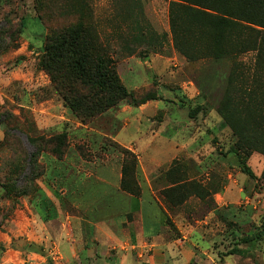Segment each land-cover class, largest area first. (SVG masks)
<instances>
[{
	"label": "rangeland",
	"instance_id": "1",
	"mask_svg": "<svg viewBox=\"0 0 264 264\" xmlns=\"http://www.w3.org/2000/svg\"><path fill=\"white\" fill-rule=\"evenodd\" d=\"M171 1L0 0V46L4 49L0 52V264H45L48 258L56 264L116 263L118 246L102 248L99 241L92 251L97 243L96 236H91L92 222L108 219L112 209L104 207L108 198L93 194L97 180L89 176L98 166H123L122 152L128 150L137 163L126 182L141 186V166L139 154L103 134L107 130L100 118L114 108L146 105L151 107L145 115L155 121V127L173 122L174 117L191 123L190 144L174 146L183 147L174 160L148 166L157 170L153 187L159 190L156 198L170 230L178 231L173 225L176 217L183 227L207 220L202 226L208 239L197 242L213 255L200 256L202 264H262L264 240L256 244L239 240L264 222V122L256 126L252 113V138L245 144L257 146L258 151L240 143L221 114L231 72H245L250 80L256 53L232 51L216 59L198 39L181 37L177 45L170 26ZM36 4L55 30L85 22L101 52L114 62L129 93L125 100L87 124L65 106L40 65L48 30L37 17ZM240 91L231 90V105H239L244 117L247 98ZM22 132L39 143L41 138L51 142L62 134L67 140L62 160L52 154L55 145H41L33 159L38 177L33 182L26 179L33 176L28 164L36 150ZM242 160L255 178L242 172ZM40 192L47 196L45 210L55 213L57 220H42ZM67 215L85 219L76 222L72 231L77 248L74 259L58 252V235L71 236L70 229L62 226ZM25 243L42 246L45 256L16 249ZM233 248L247 254L229 255Z\"/></svg>",
	"mask_w": 264,
	"mask_h": 264
},
{
	"label": "trees",
	"instance_id": "2",
	"mask_svg": "<svg viewBox=\"0 0 264 264\" xmlns=\"http://www.w3.org/2000/svg\"><path fill=\"white\" fill-rule=\"evenodd\" d=\"M35 7L38 11L37 17L48 30L40 65L49 75L65 106L82 124H87L116 107L129 96L118 76L114 62L101 52L102 48L94 41L92 32L85 22L79 20L75 25L55 30L44 12L38 8V4ZM170 26L177 45L181 37L182 40L190 41L198 39L206 44L207 51L216 59H223L232 51H234L232 54L236 55L247 52L256 53L250 80L245 72L241 71L238 74L231 72L226 91L227 97L224 98L222 111H220L225 123L232 129L234 135L238 136V141L258 150L257 146L252 147L253 144L249 145L245 142L251 141L252 138V134H249L252 113H255L253 120L256 126L262 127L264 122V0H172ZM2 51L4 49L0 46V52ZM186 55L189 54L186 53ZM231 90H242L239 93L240 96L247 98V102L243 103L247 110L244 117L240 116L242 112L239 105H231L233 100L230 97ZM21 134L26 136L29 144L36 150L30 156V164H28L33 176L26 179L33 182L38 178L34 174L37 165L33 159L38 156L42 149L41 145L43 143L55 145L52 154L58 160H62L64 156L62 148L67 145V140L62 134L51 138V142L41 138L39 143L38 139H33L29 134L23 132ZM262 135V145H264V133ZM122 154L124 163L121 189L139 197L141 187L138 183L133 182L128 186L126 182L129 172L136 169L137 158L128 150H124ZM241 170L251 178L256 177L245 160L241 161ZM40 201L42 220L47 222L56 220L58 217L55 213L45 210L48 200L43 192H40ZM263 240L264 222L251 234L244 235L239 242L240 244H256ZM16 249L20 252L45 256L44 248L35 243H25ZM228 254L245 255L247 253L246 250L233 248ZM45 264L56 263L48 258Z\"/></svg>",
	"mask_w": 264,
	"mask_h": 264
},
{
	"label": "crops",
	"instance_id": "3",
	"mask_svg": "<svg viewBox=\"0 0 264 264\" xmlns=\"http://www.w3.org/2000/svg\"><path fill=\"white\" fill-rule=\"evenodd\" d=\"M155 13L159 15L158 12ZM150 107L151 105L129 109L114 108L100 118L107 130V133L103 131L104 135L139 154L142 195L137 197L122 191L121 165L98 166L96 172L90 174L89 177L93 176L97 180L91 189L94 190L93 194L99 193V197L108 198L104 207L112 209L108 219L92 222L94 232L91 229V236L95 235L97 241L92 251L97 249L99 241H103L102 248L105 244L119 247L115 264H128L129 261L131 264H202L199 261L200 256L208 254L211 258L213 255L210 251L201 249L197 242L208 239L202 226L207 220L183 227L185 224L181 218L176 217L173 225L178 231L170 230L168 218L156 198L159 190H155V185L153 187L157 170H150L148 167H160L163 162L174 160L178 155L177 151L183 150V147L174 146L190 144L191 123L174 117L173 122L171 119L167 124L155 127V121L145 115ZM80 189L77 188V191H81ZM115 210L118 211L116 214ZM84 221V218L77 215H67L66 221H62L64 229H70L71 236L67 238L65 233L58 235V252H65V257L70 256L68 259H74L77 253L76 238L72 233L74 224ZM194 249L199 251V255ZM124 259L129 261L123 263Z\"/></svg>",
	"mask_w": 264,
	"mask_h": 264
}]
</instances>
